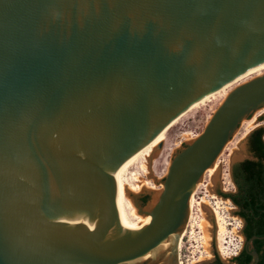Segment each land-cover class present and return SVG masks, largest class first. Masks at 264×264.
<instances>
[{
	"label": "water",
	"instance_id": "95a60500",
	"mask_svg": "<svg viewBox=\"0 0 264 264\" xmlns=\"http://www.w3.org/2000/svg\"><path fill=\"white\" fill-rule=\"evenodd\" d=\"M263 64L264 0H0V264H180L192 195L264 108V74L174 154L163 190L129 195L141 231L118 175Z\"/></svg>",
	"mask_w": 264,
	"mask_h": 264
},
{
	"label": "rangeland",
	"instance_id": "374dc122",
	"mask_svg": "<svg viewBox=\"0 0 264 264\" xmlns=\"http://www.w3.org/2000/svg\"><path fill=\"white\" fill-rule=\"evenodd\" d=\"M253 79H255V77H250L239 84V86L246 84ZM239 86H236L235 88H233V90L227 92V96L225 97V99L223 95H218L216 98L189 113L174 127H172L163 138L164 143L161 144V149H157L158 151H156V154H154L153 157L149 160V174H141L142 179L153 182L156 185L160 186V183H162L166 176L165 174H167L168 172V164L170 165L171 161L173 160L174 154L180 149L192 143L204 132L206 126L208 125V122L211 120L215 112L224 103L229 94ZM263 112L264 108L253 114L249 120H251L255 115H257V118L259 120L260 114H263ZM249 120L245 119L242 121L239 129L227 144L222 154L219 156L217 160L219 161V171L216 175L217 178L216 176L207 174V170L205 172L206 176L204 175L202 177L195 189V192L193 194V218L191 219V225L188 228L183 241L181 242V252L178 251V255H181L180 259L185 264H195L197 261L205 259L207 257V251L205 249L203 240L204 231L202 229L205 211H207L211 215V222L214 226V240L211 249L213 252V259L210 261L204 260L200 264L212 262L215 257H219L223 262L228 264L231 258H233V256L241 248L239 236L243 227V222L239 217L235 215V212L237 210L236 207L230 200L225 198L224 195H229L235 190L234 183L231 179L233 165L249 158L245 151L248 139V136L245 137V132L247 129L246 122ZM258 124L259 123L257 122V126ZM259 128L264 127H257L256 129ZM237 147L239 149H237ZM132 173H141L139 165H135L130 169L128 177H130ZM208 175L210 177H207ZM221 177L223 178L222 180ZM215 178L216 180H214ZM204 180H206V182H204ZM222 182L225 183L222 184ZM218 189L219 191L217 192ZM144 191H153L159 193V191L151 190L147 187L144 189ZM144 191L141 192V194H145L146 192ZM147 197L149 202L152 201L153 195H148ZM205 202L210 203V206L214 208H218L222 223L225 224V232L222 237L224 242L222 246L226 257L222 256L219 251V224L216 217L214 216V213L211 210V207L204 205Z\"/></svg>",
	"mask_w": 264,
	"mask_h": 264
},
{
	"label": "bare ground",
	"instance_id": "6f19581e",
	"mask_svg": "<svg viewBox=\"0 0 264 264\" xmlns=\"http://www.w3.org/2000/svg\"><path fill=\"white\" fill-rule=\"evenodd\" d=\"M264 74V64L254 68L244 76L238 78L234 82L230 83L229 85L225 86L221 90L211 94L210 96L206 97L201 102L197 103L193 107H191L186 113L181 115L177 120H175L163 133H161L155 140H153L149 145H147L145 148H143L139 154L126 166L123 168V170L118 175V181L120 185V200H121V208L124 212V215L127 219V221L132 224L135 228H137L139 231L143 230L145 227H147L151 222V217H144L141 216L138 213L137 208L133 204L132 200L129 198V195L132 193L139 194L144 191V189L147 187L151 190L160 191L163 190V185H156L153 182L146 181L142 179L141 174L147 175L149 174L150 167H149V160L153 157L154 154H156V151L158 146L164 143L163 138L166 136L167 132L174 127L181 119H183L185 116H187L189 113L193 112L195 109L199 108L200 106L206 104L207 102L211 101L212 99L216 98L218 95H223L224 99L227 96V92L233 90L236 86H239L242 82L247 80L250 77H261ZM257 115H255L251 120L247 121V129L245 132V137L249 136L256 128H257ZM246 139V138H245ZM237 149H239L237 147ZM236 149V150H237ZM235 152V151H233ZM139 165L140 168V174L139 173H132L130 177H128V173L130 169L135 166ZM170 165L168 164V167ZM136 168V167H135ZM219 171V161L216 162V164L210 168L207 171V174H210L212 176H216ZM166 175V174H165ZM194 197V195H193ZM191 198L190 207H193L194 198ZM204 205L211 207L212 212L214 213V216L217 219V222L219 224V234H218V242H219V251L222 256L226 257V254L223 251V235L225 232V224L222 223L221 216L219 214L218 208H214L210 206V203L205 202ZM202 229L204 231V246L207 251V257L205 259H201L197 261L195 264H199L203 262L204 260H211L213 259L212 254V245L214 240L213 235V229L214 226L211 222V215L205 211L204 213V220L202 224ZM175 236V235H174ZM173 238V237H172ZM164 251L169 250L170 248V240L165 241L160 246ZM224 258V257H223ZM180 264H185L181 259H179Z\"/></svg>",
	"mask_w": 264,
	"mask_h": 264
},
{
	"label": "trees",
	"instance_id": "16d2710c",
	"mask_svg": "<svg viewBox=\"0 0 264 264\" xmlns=\"http://www.w3.org/2000/svg\"><path fill=\"white\" fill-rule=\"evenodd\" d=\"M250 157L240 162L238 178L236 179L239 190L231 196L232 202L250 210V219L258 229L264 228V129L254 130L247 139ZM148 201V198L146 199ZM242 217V212L239 214ZM244 251L236 257L240 260ZM205 264H224L219 258Z\"/></svg>",
	"mask_w": 264,
	"mask_h": 264
},
{
	"label": "flooded vegetation",
	"instance_id": "af4514ba",
	"mask_svg": "<svg viewBox=\"0 0 264 264\" xmlns=\"http://www.w3.org/2000/svg\"><path fill=\"white\" fill-rule=\"evenodd\" d=\"M257 122L259 123L257 127H264V112H263V114H260V119ZM262 129H264V128H262ZM246 147H247V149H246L247 156L250 157V153L248 151L249 145L247 144ZM239 164L240 163H236L232 167L231 179H232V182L234 183L235 190L231 194H229L228 196L236 194L239 190V187L237 186V183H236L237 182L236 179L238 178L237 174L239 171V168H238ZM206 173H205V176H206ZM207 177H210V176L208 175ZM216 178H217V176H216ZM216 178L214 180H216ZM222 179L223 178L221 177V180ZM204 182H206V180H204ZM224 183L225 182H222V184H224ZM218 191H219V189L217 190V192ZM147 198L148 197L145 195L141 197V201H143V206H145L147 204V202H148V201H146ZM227 199L232 202V200L230 198H227ZM233 205L237 209L235 212V215L242 220L243 227H242V230H241L240 236H239V240L241 242V248L233 256V258H231V260H230V262H228V264H252L254 261V257L252 256L253 253H256L258 255L254 264H264V228L258 229L256 227L255 223L249 217L250 216V210L247 207H244L242 209L241 207L235 205L234 203H233ZM240 212H242V217L239 215ZM185 232L186 231L183 232V234L181 235L182 237L180 236V238L177 241L178 251H180V252H181V247H180L181 242L183 241V239L186 235ZM243 251H244L243 257L240 260H236V257H238ZM212 254H213V252H212ZM178 256H180L179 257V259H180L181 255L179 254ZM218 258L219 257H215L213 261H215ZM208 261H210V260H208ZM223 263L226 264L225 262H223Z\"/></svg>",
	"mask_w": 264,
	"mask_h": 264
},
{
	"label": "built area",
	"instance_id": "2783aa9c",
	"mask_svg": "<svg viewBox=\"0 0 264 264\" xmlns=\"http://www.w3.org/2000/svg\"><path fill=\"white\" fill-rule=\"evenodd\" d=\"M193 197V196H192ZM193 207H190V216H189V220H188V224H187V226H186V232L185 233H187V230H188V228L190 227V223H191V219L193 218Z\"/></svg>",
	"mask_w": 264,
	"mask_h": 264
}]
</instances>
